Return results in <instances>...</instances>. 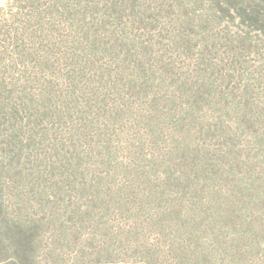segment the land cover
I'll return each mask as SVG.
<instances>
[{
    "label": "rangeland",
    "instance_id": "rangeland-1",
    "mask_svg": "<svg viewBox=\"0 0 264 264\" xmlns=\"http://www.w3.org/2000/svg\"><path fill=\"white\" fill-rule=\"evenodd\" d=\"M259 13L0 0V264H264Z\"/></svg>",
    "mask_w": 264,
    "mask_h": 264
},
{
    "label": "trees",
    "instance_id": "trees-1",
    "mask_svg": "<svg viewBox=\"0 0 264 264\" xmlns=\"http://www.w3.org/2000/svg\"><path fill=\"white\" fill-rule=\"evenodd\" d=\"M9 2H10V4L13 2V0H9ZM219 7H220V9L222 10V11H224V12H227L228 14H229V16H230V18H233V20H236L234 17H233V15H232V9L231 8H229V7H224L223 5H221L220 3H219ZM245 12H246V9H245ZM244 17V19H245V21L247 20V21H250V22H247L249 25H248V27L250 28L251 27V25H253V21H251V19H250V17H251V15L250 16H243ZM264 17V14H262V13H259V17H256L258 20L261 18H263ZM252 22V23H251ZM1 98H3L2 97V93L0 92V112L2 111L3 113H8L7 112V107H10V105L11 104H6L7 102H5V100H4V102L3 103H1ZM13 113L12 114H14V117L13 118H15L16 120L18 119V121L20 120V113H19V110L16 108V106H13ZM0 114H2V113H0ZM4 114V115H5ZM5 118V117H4ZM6 119V118H5ZM22 120V119H21ZM17 121V122H18Z\"/></svg>",
    "mask_w": 264,
    "mask_h": 264
}]
</instances>
